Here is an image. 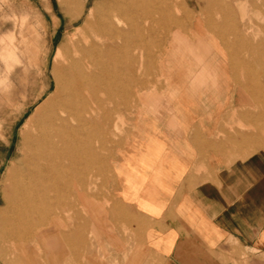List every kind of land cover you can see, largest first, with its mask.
I'll return each instance as SVG.
<instances>
[{
    "label": "bare ground",
    "instance_id": "1",
    "mask_svg": "<svg viewBox=\"0 0 264 264\" xmlns=\"http://www.w3.org/2000/svg\"><path fill=\"white\" fill-rule=\"evenodd\" d=\"M87 1L66 0L64 17L69 22L78 20L85 13ZM190 1L196 7L203 6L197 0H187L188 5ZM228 5L224 1L222 10L217 12L222 20L214 15L208 23L216 25L212 26L216 35L230 48L232 38L228 31L234 33L235 47L228 53L232 62L221 58L209 35L205 33L204 40L199 36L204 30L202 17L194 19L196 32H172L174 28H189L173 14L174 0H92L84 23L68 31L57 48L62 63L54 70V92L42 99L35 115L24 124L27 147L22 167L12 175L15 196L8 201L6 210H0V240L5 254L0 264H60V255L68 244L80 245L82 253L91 257L88 248L92 246L80 224V210L90 211L88 205L94 198L92 177L97 172L98 151L93 142L94 125L110 120L106 105L115 99L114 88L126 93L124 76L134 75L138 82V74L145 69L142 59L147 58V68L150 62L154 63L155 50L163 43L161 30H170L162 51L158 49L165 78L156 90L150 87L154 91L163 88V94L167 93L171 86L169 73L176 71L175 61L181 70L190 72L195 66L201 73L214 70L213 63L222 61V67L230 65L235 71V91L242 112L239 129L248 131L247 136L252 132L264 138V0L254 1L260 18L250 34L238 29ZM167 96L153 95L147 104L164 103ZM85 126L88 131H83Z\"/></svg>",
    "mask_w": 264,
    "mask_h": 264
},
{
    "label": "crops",
    "instance_id": "2",
    "mask_svg": "<svg viewBox=\"0 0 264 264\" xmlns=\"http://www.w3.org/2000/svg\"><path fill=\"white\" fill-rule=\"evenodd\" d=\"M221 62L170 72L168 100L115 153L120 198L149 220L129 264H264V138L239 129L235 71Z\"/></svg>",
    "mask_w": 264,
    "mask_h": 264
},
{
    "label": "rangeland",
    "instance_id": "3",
    "mask_svg": "<svg viewBox=\"0 0 264 264\" xmlns=\"http://www.w3.org/2000/svg\"><path fill=\"white\" fill-rule=\"evenodd\" d=\"M197 1L203 5L201 8L196 7L193 1L188 5L187 0H174L173 14L189 28H174L172 32H196L193 22L195 17L200 16L204 20V30L199 34L201 39L204 40L205 33L209 35L212 38L210 43H214L221 58L227 57L232 62L228 53L235 47H232L236 41L234 33L228 31L232 38L230 48L216 35L212 28L216 25L208 22L214 15L222 20L217 12L222 10L220 7L225 1L229 4L228 10L233 12L238 29L245 34L253 33L254 23L260 18L255 0ZM91 2L87 1L85 13L78 20L69 22V18L66 19L62 13V9L67 8L66 0H0V210H6L8 201L15 196L12 175L22 167L27 147L23 137L24 124L35 115L37 106L55 90L54 70L62 63L57 48L68 31L84 23ZM167 32L170 30H161L163 43L155 50L154 63L150 62L147 68V58L142 59L144 68L151 71L143 69L138 74L139 83L134 75L127 73L124 76L128 85L126 93L114 88L115 99L106 105L110 110V120L108 123L98 121L94 125L93 142L98 149L97 172L92 177L94 198L88 205L90 211L85 208L80 210V224L90 239L92 247L88 251L92 254L88 258L90 254L82 253L84 249L80 245L68 246L65 239L67 247L60 255V264H86L87 261L92 264H123L124 260L129 264V259L132 263L136 255L137 247L144 245L143 232L149 220L120 198L113 159L117 149L130 143L137 134V121L150 105L147 102L152 101L153 95H164L163 88L158 91L153 88L156 90L165 78L158 49L162 51L165 46ZM173 63L175 70H181L177 61ZM251 90L248 87L252 93ZM84 130L88 131V126L83 127ZM2 246L3 241L0 240V261L3 262L5 254Z\"/></svg>",
    "mask_w": 264,
    "mask_h": 264
}]
</instances>
